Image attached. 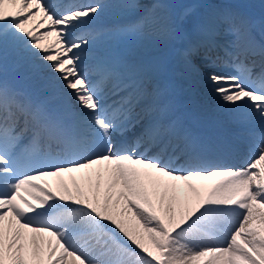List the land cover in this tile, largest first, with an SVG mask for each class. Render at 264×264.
I'll return each instance as SVG.
<instances>
[{"label": "snow or ice", "instance_id": "snow-or-ice-1", "mask_svg": "<svg viewBox=\"0 0 264 264\" xmlns=\"http://www.w3.org/2000/svg\"><path fill=\"white\" fill-rule=\"evenodd\" d=\"M118 6L129 21L91 37L76 31L104 11L98 0H0V53L29 64L41 93L0 80V264H264V35L204 0ZM125 38L171 46L179 70L113 51ZM97 39L108 52L86 64ZM194 75L237 121L258 124L243 167L221 165L222 146L177 115Z\"/></svg>", "mask_w": 264, "mask_h": 264}, {"label": "bare ground", "instance_id": "bare-ground-1", "mask_svg": "<svg viewBox=\"0 0 264 264\" xmlns=\"http://www.w3.org/2000/svg\"><path fill=\"white\" fill-rule=\"evenodd\" d=\"M263 3V1H258V0H255L254 2H252L251 4L253 5V6H255V8H257V6L259 5V4H262ZM33 19V22H31L33 25H28V27L29 26H35V24H36V18H32ZM42 26H44V25H41V27ZM32 27V28H33ZM40 27V28H41ZM132 45V44H131ZM131 45L129 46V48L131 47ZM132 46H134V45H132ZM159 46H162V47H165V45H158V46H155L154 48H158ZM154 56H156V57H158V59H159V61L158 62H164V63H166V65L168 66V68H170V67H172V66H174L175 64H176V56H175V54L173 53V52H170V46H166V51H164L163 53H155L154 54ZM7 57H9V54H7L6 56L5 55H3L2 53H0V60H3V59H5V58H7ZM28 66H30V65H28Z\"/></svg>", "mask_w": 264, "mask_h": 264}, {"label": "rangeland", "instance_id": "rangeland-1", "mask_svg": "<svg viewBox=\"0 0 264 264\" xmlns=\"http://www.w3.org/2000/svg\"><path fill=\"white\" fill-rule=\"evenodd\" d=\"M171 2L173 3V0Z\"/></svg>", "mask_w": 264, "mask_h": 264}]
</instances>
